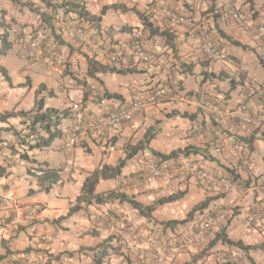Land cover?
I'll list each match as a JSON object with an SVG mask.
<instances>
[{
    "label": "crops",
    "instance_id": "1",
    "mask_svg": "<svg viewBox=\"0 0 264 264\" xmlns=\"http://www.w3.org/2000/svg\"><path fill=\"white\" fill-rule=\"evenodd\" d=\"M23 1L44 11L50 17V23L59 17H77L62 9L48 8L41 0ZM116 3L135 7L144 14L148 13L150 6L178 7L183 12L193 13L210 27L213 41L231 56L233 64L206 61L199 50L197 29L187 25L172 26L167 21L152 19L155 25L172 31V46L164 37L151 34L136 13L111 7ZM103 7L109 8L97 23L81 20L89 28L95 42L108 44L112 49L125 48L131 40V30H137L146 48L157 54L163 64L155 68L128 56L126 63L110 65L117 69H130L129 72L100 73L98 76L103 82H99L87 75L89 62L81 52L84 49L70 36H59L57 42L61 45L57 44V51L62 48L68 50L69 71L86 80V84L80 82V86L85 85L84 108L74 111L73 118L67 120L68 130L89 115L102 117L112 109L127 105L135 90L145 92L154 85H163L168 88L169 95L113 130L111 137L114 136V145L106 143L107 140L100 142L96 133H84L79 143L71 144L70 133L50 150L29 151L18 143L15 135L1 130L0 201L7 204L9 210L0 211V264H17L21 262L23 251L42 249L50 253V264H93L94 251L91 248L108 237L114 239L113 244L117 247L110 257V264H140L139 254L147 250V245L133 240L134 232L164 238L169 243L168 264H264V250L260 248L264 243V199L261 200V196L251 188L254 182L264 179V97L256 88L264 85V46L231 18L232 10L243 9L249 13L254 24L263 23L264 0H140L135 5L130 0H88L86 3V8L95 16L100 15ZM29 15L31 20L25 18ZM1 21L10 25L14 39H18L21 30L34 29L46 23L32 7L11 0H0ZM17 41L0 60L12 79L10 84L0 72V88H6L4 94L11 97L6 104L14 101L13 95L16 98L12 85L30 80V93L45 97L47 106L60 108L48 93L53 90L54 96L58 94L50 82L59 71L50 64H43L44 60L28 66L27 56L21 55L27 53L26 45ZM45 44L40 45V50L42 58L47 61L49 51L45 50ZM18 56L26 59L18 61ZM168 66L174 67L172 78L167 77ZM65 72L60 76L62 82L75 83L72 74ZM252 81L256 82L255 93L248 97L249 90L253 89ZM90 87H96L100 93L107 91L119 96L107 97L97 103L86 93ZM246 100L260 120L257 126L215 116L216 106L231 108ZM33 108H24L21 104L16 110L30 111ZM10 123L22 127L20 119H11ZM150 127L159 129L150 143L151 149L169 154L190 147V154L163 160L169 166V175L147 184L134 185L133 180L142 175V166L146 161L161 159L151 149L141 151L128 162L118 178L102 180L96 193L110 190L125 192L144 205L154 204L161 197L180 190L185 191L184 196L158 205L153 211V219L140 215L130 204L118 200L89 205L69 214L71 207L77 203L87 175L105 163L115 165L126 156L127 145L141 140ZM33 158L47 162L41 165L46 170L59 169L61 182L52 183L51 188L46 190L48 182L37 180V175L42 172L36 169L39 164L33 162ZM181 162L203 163L218 176L229 177L232 184L227 189L209 186L197 178L174 172L172 167ZM206 198H210L207 208L211 210L223 206L234 208L235 215L227 222L226 233L231 240L250 245L249 250L218 240L219 230L208 234L201 245L185 247L181 242L185 233H192L191 220L167 228L158 224L160 221L185 219ZM187 199L189 206L185 205L187 208L179 214H172V210L164 211L166 207ZM33 209L35 215L29 219L28 212ZM251 213H256L257 219L248 223ZM11 220H16L17 225L8 228L7 223ZM234 256L237 261L231 262L230 258Z\"/></svg>",
    "mask_w": 264,
    "mask_h": 264
},
{
    "label": "built area",
    "instance_id": "2",
    "mask_svg": "<svg viewBox=\"0 0 264 264\" xmlns=\"http://www.w3.org/2000/svg\"><path fill=\"white\" fill-rule=\"evenodd\" d=\"M86 2L88 0H77ZM136 2V0H131ZM148 14L152 19H158L169 22L172 26L187 25L197 29L200 37L199 50L209 62H220L224 65L233 64L231 56L222 48L215 44L212 39L210 27L198 19L193 13H187L180 10L178 7H158L151 6L148 9ZM231 18L235 24L249 35L258 38L259 42L264 46V22L254 24L248 12L243 9H235L231 12ZM55 30L58 35L70 36L80 47L89 51L90 55L101 61H107L111 64H124L128 60V56H133L136 62L150 65L151 67L159 68L162 66V61L157 54L149 51L140 33L137 30L131 31V40L125 48L112 49L111 46L103 42H95L92 33L88 27L79 20L70 19L66 17H59L55 21ZM52 34V28L44 25L34 31L24 32L19 37V43L31 44L33 46L40 45L45 39ZM47 45L51 48H57V43L54 38H51ZM57 61L63 64L66 61L64 52L57 53ZM174 66V65H173ZM166 67L168 78H172L174 67ZM255 81H252V88L248 92V97L254 95ZM261 95L264 97V85L256 87ZM99 90L91 88L90 96L98 103ZM81 93L75 91L70 94L69 99L74 109H83L84 103L82 99H78ZM169 95V90L163 85H154L149 90L133 91L129 103L125 106L117 107L105 113L102 117L89 115L83 121H77L72 128L71 144H75L82 134L96 133L99 139L109 141L111 132L118 127L128 123L134 119V116L144 112L148 107L158 104ZM211 106V103H208ZM213 105V104H212ZM215 116L217 118L228 117L236 119L243 125L257 126L260 123L259 118L253 114L248 101L239 103L235 107L224 108L216 106ZM174 172L184 174L188 177H194L209 186H221L227 189L232 182L229 177L225 175L218 176L210 170L205 164L181 162L172 167ZM171 168V169H172ZM142 175L133 180L134 185H142L151 182L156 178H162L169 175V166L161 159H154L146 161L142 166ZM252 190L264 199V179L254 182ZM9 206L0 201V211L7 212ZM123 214V210L120 211ZM235 214L232 206H223L217 210H212L207 214L202 213L198 223H195L191 234L186 235L182 240L185 247L201 245L203 239L215 231H218L222 225H226L231 217ZM35 215V211L28 212V218L31 219ZM196 217V216H195ZM257 219L256 213L248 215V223L255 222ZM17 225L16 220H11L7 223V227H14ZM152 234H141L134 232L132 234L133 240L141 244L147 245V250L139 254L140 264H168V250L169 243L164 238H153ZM21 262L17 264H50V253L45 250L23 251L20 254ZM231 262H236L237 257L230 258Z\"/></svg>",
    "mask_w": 264,
    "mask_h": 264
},
{
    "label": "trees",
    "instance_id": "3",
    "mask_svg": "<svg viewBox=\"0 0 264 264\" xmlns=\"http://www.w3.org/2000/svg\"><path fill=\"white\" fill-rule=\"evenodd\" d=\"M16 4L30 6L36 12H38L46 21L44 25H48L52 28L51 36L54 37L57 41V38L60 39L59 35L55 30V22L50 23V17L38 7H33L29 2H25L23 0H11ZM45 4L46 7L52 8L53 10L62 9L65 13H74L77 15V20H87L92 23H97V21L101 20L106 10L109 7H103L100 15L95 16L90 13V11L86 8V4L84 2H80L77 0H41ZM111 7L113 8H121L124 11L131 10L136 13L142 21V24L145 28H147L151 34L160 35L164 37L167 43H170L173 46L174 36L170 29H162L159 26L155 25L153 20L147 14L142 13L135 7H128L126 5L121 4H113ZM67 18V17H66ZM156 20V19H154ZM0 25L2 27V32L0 33V60L3 56H6L8 52L14 47L17 39L13 37L11 32V27L5 21H1ZM50 39L46 38L44 42L41 43L44 46ZM18 42V41H17ZM236 44L241 45L240 42L234 41ZM58 45H61L57 42ZM243 46V45H242ZM82 48V47H81ZM80 49V48H79ZM81 50V49H80ZM61 51V49L59 50ZM56 51L55 57L57 56ZM85 57L89 62V67L87 69V75L99 82H103L101 78L98 76L100 73H125L129 72L130 69H117L114 66H111L107 61H101L91 56L85 49L81 50ZM208 61V60H206ZM209 62V61H208ZM0 72L4 75L10 84H12V79L9 75V71L6 66L1 64L0 62ZM67 71L66 74H72V77L76 79L78 82H83L86 84V80H82L77 76L73 75V73H69ZM42 88L45 89V86L42 85ZM96 88V87H94ZM97 89V88H96ZM91 89H87L86 93L90 94ZM53 91H49V96H53ZM118 94H108V92L98 94V99L103 100L104 98L118 97ZM70 110L73 112L70 113ZM60 109L58 107L47 106L45 97H37L35 101V106L30 111L24 110H7L0 113V124H5L0 126L1 130H6L10 132L12 135H15L18 143L26 146V150L29 151H47L53 148L58 142L63 140L68 134L72 135V127L71 130L67 128V120L71 119L70 117L74 116L73 109ZM82 110V109H81ZM80 111V110H77ZM182 115V114H181ZM11 119H20L22 127L19 128L10 123ZM159 133V129H155V127H150L144 137L139 140L135 144H128L126 147V156L120 159L115 165L113 164H103L101 167L97 168L93 172H91L85 178L83 183L81 194L77 197V203L73 205L70 209L69 214H72L75 211H79L80 209H86L89 205L93 204H106L112 203L116 200L119 202H127L132 207H134L140 215L145 216L149 219H153V211L156 209L158 205L170 203L179 200L184 196L185 191H177L169 196H164L158 199L154 204L144 205L140 201H137L135 198L130 197L125 192L110 190L105 193H96V188L98 184L102 180L107 179H115L118 178L123 169L127 166L128 162L139 152L144 151L146 149H151L150 143ZM112 145L115 144L114 136L109 139ZM155 155H158L162 160H166L172 157H178L181 155L190 154V147H185L183 149L172 151L169 154H165L154 149H151ZM195 152H198V149H194ZM26 158H29L28 155H24ZM33 162H37L39 166L36 168L38 171L42 173L37 175V180L40 182H48L45 184L46 190L51 188L52 183L61 182V177L59 175V169H44L42 164H45L44 161L37 160L33 158ZM210 202V198H206L204 201L198 203L189 213L185 219L182 220H167L160 221L162 227H175L180 224H184L190 220L198 213L202 212L204 209L208 207ZM226 226L224 225L219 229V234L217 233V239L221 240L230 245H237L240 248L249 250L251 248L250 245H244L241 241H233L231 240L226 233ZM114 239L108 237L103 243L98 245L97 247L91 248L94 251L93 264H110L109 260L113 253H115L117 247L113 244ZM264 250V243L260 246ZM47 251V250H45Z\"/></svg>",
    "mask_w": 264,
    "mask_h": 264
},
{
    "label": "rangeland",
    "instance_id": "4",
    "mask_svg": "<svg viewBox=\"0 0 264 264\" xmlns=\"http://www.w3.org/2000/svg\"><path fill=\"white\" fill-rule=\"evenodd\" d=\"M139 1L140 0H137V2H139ZM30 17H31V15H29V17L25 16V18H27L28 20H31ZM40 27L41 26H38V27H36L34 29L33 28H28L27 30H24V31L21 30L19 32L20 33L19 34V37L24 32L34 31L35 29H39ZM19 37H18V39H19ZM24 45H26L25 49H27V53H28V50H30L32 52L31 54H30V52L28 54L27 53H24V52L21 54L23 57H26L27 56V59H28V61L30 63V64H28V66L31 65L32 63L34 64L36 62L42 63L43 60H44L45 62L43 64H50L57 71H59V72H57L58 75L55 74L54 77H53V79H52V81L50 83H52L56 87V89H57L58 94H56L55 96L53 94V101H54V103H56L57 105L60 106V109H65V110L66 109H69V110L72 109V105H71V101L69 99V96H70L71 93H73L75 91H79L81 93V95H80V97H78V99H82L83 101L85 100V97H86L85 96V85L80 86V82H77L76 83V79H75V83H72V82H69L68 83L65 80H64V82H62V79H60L61 78L60 76L62 75V72L63 71L65 72L66 69H67V71H69V69H70L69 68V65H68L70 55H69V52H68L67 49H64V48L61 49V51L64 52V56L66 58V61L63 64H60V63H58L57 58L54 56V53H55V51H57V48H51V47H49V45L45 44V47H46L45 50L46 51L47 50L49 51V55L47 57L45 56L48 59L46 61L45 59L42 58V52L40 50V48H41L40 46H38V45L33 46L31 44H28V43H26ZM22 56H18V58H17L18 61L25 60L26 59V58L24 59ZM40 60H42V61H40ZM15 73L18 74L17 72H15ZM69 73H71V72H69ZM44 74L45 73L43 72L42 75H44ZM26 86H29V87L26 90H24V88ZM12 87L15 88L14 89V91H15L14 93L16 94V98H15V95H13L14 101H11L10 104H6L7 101L11 100V97L9 98V95L8 94H6V95L4 94L5 91H6V88L5 89H4V87H1L0 88V113H2L1 111L4 112V111H7V110H16V107H19L21 104H22V107H24V108H32L33 106H35V101H36V98L38 96L35 95L34 93H30V89L32 87V83L30 82V80H25L24 83L17 84L15 86L12 85ZM19 88H22V90L19 89ZM53 93H54V91H53ZM71 112H73V111L70 110V113ZM70 118H73V117H70ZM16 125H17V123H16ZM2 135L5 136V135H9V134H2ZM190 201H191V203H193L194 200L191 199ZM188 202H189L188 199L185 200V201L178 202L177 204H175L173 206L166 207L164 209V211L170 212L172 210L171 211L172 214H179V212H182L183 208H185V209L187 208V207H184L185 205L186 206H189L188 205ZM226 207H228V206H226ZM176 211H178V213ZM210 211H212V210L209 209V208H206L202 212H198L195 215L196 217L194 216L192 218V220H191L192 226L195 223H198L199 222L200 215L202 213L207 214ZM192 231H193V228H192ZM185 234L188 235V233H185Z\"/></svg>",
    "mask_w": 264,
    "mask_h": 264
},
{
    "label": "clouds",
    "instance_id": "5",
    "mask_svg": "<svg viewBox=\"0 0 264 264\" xmlns=\"http://www.w3.org/2000/svg\"><path fill=\"white\" fill-rule=\"evenodd\" d=\"M130 2L132 3V4H136L137 3V0H136V2H132L131 0H130ZM85 4L87 3V1L86 2H84ZM151 7V6H150ZM148 14V13H147ZM148 16H149V14H148ZM68 18V17H67ZM57 19V18H56ZM71 19V18H70ZM72 19H74V18H72ZM152 19V18H151ZM77 20V19H76ZM80 21V20H79ZM81 22V21H80ZM42 26H44V25H41V27ZM89 29V28H88ZM132 31V30H131ZM21 36V35H20ZM59 36H61V35H59ZM47 38H49L50 40H51V38H54V37H52V36H49V37H47ZM55 39V38H54ZM49 40V41H50ZM72 40H74L73 38H72ZM48 41V42H49ZM55 42H57V40L55 39ZM74 42L75 43H77L75 40H74ZM18 43H19V39H18ZM78 44V43H77ZM41 45V44H40ZM40 45H38V46H40ZM79 46V45H78ZM80 47V46H79ZM85 49V48H84ZM86 50V49H85ZM87 52H88V50H86ZM89 53V52H88ZM92 87H90V89H91ZM94 88V87H93ZM83 103H84V101H83ZM83 108H84V106H83ZM72 109L74 110V111H76V109H74L73 107H72ZM81 110V109H80ZM74 125V124H73ZM73 125H72V128H73ZM73 134V133H72ZM71 137H72V135L70 136V139H71ZM82 137V136H81ZM81 137H80V139H81ZM80 139L76 142V143H78L79 141H80ZM110 139V138H109ZM70 141V140H69ZM100 142H102V140H100ZM108 142H110V141H107L106 143H108ZM162 160V159H161Z\"/></svg>",
    "mask_w": 264,
    "mask_h": 264
}]
</instances>
